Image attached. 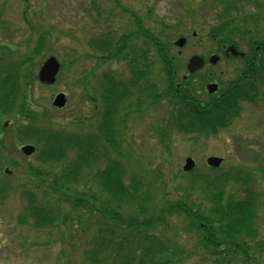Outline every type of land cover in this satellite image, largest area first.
Masks as SVG:
<instances>
[{
	"label": "rangeland",
	"instance_id": "1",
	"mask_svg": "<svg viewBox=\"0 0 264 264\" xmlns=\"http://www.w3.org/2000/svg\"><path fill=\"white\" fill-rule=\"evenodd\" d=\"M255 1L261 6L257 7ZM237 11L233 16L237 15L238 19L257 11H261L264 18V0H238ZM219 13L221 6L216 4V0H0V46L3 47L0 48V59L3 65H7L25 55H33L31 53L35 48H39V54L32 56L30 64L36 78L28 74L29 82H32L29 102L53 124L81 129L86 125L93 126L99 120L90 119L94 103L89 94L95 77L105 73L123 81L131 77L127 63L123 60H98L99 54L90 48V40H105L113 44L124 34L138 33L132 16L139 18L141 30L145 31L142 33L154 36L167 48L161 52L163 55H158L159 48L148 42L144 34L138 33L129 59H134L136 70L145 74L143 80H139V88L155 85L161 93L166 87L161 80L164 68L159 65L161 57L164 62L173 58L179 78L185 75V66L190 57L210 56L218 50L217 43H224L223 37L210 36L213 28L221 22L217 17ZM262 29L264 19L258 26L259 32ZM192 32L196 35L192 36ZM251 34L233 37L232 40L242 52H245V43ZM179 38L186 39L182 48L174 44ZM140 53L146 56L145 61L139 60ZM49 56H54L62 67L52 85H41L37 80L38 70ZM29 71L25 70V73ZM58 93L64 94L66 98L62 109L52 106ZM17 102L14 105L16 110ZM135 107L132 108L135 112L127 118L120 156L117 157L127 163L129 177L126 182L129 183L130 179L138 182L142 197L143 193L151 194L149 198L153 202L147 205L148 209L151 205L161 207L164 194L168 203L184 199L188 206L191 203L207 206L205 201H201V191L193 192L188 188V175H184L181 170L187 157L192 158L195 161L194 168L200 170L211 168L207 166L206 160L216 157L222 159V171L232 165L253 171L249 186L252 195L259 200L255 220L256 238L246 241L241 253L231 251L237 257H221L225 248L208 247L206 253L200 245L205 239V232L193 227L189 230L190 225L183 214H165L169 220L167 233L153 222L155 227L149 230V235H154L163 245L169 242L172 248L179 246L176 255L171 258V264H224L231 259L232 263L235 262L234 258L238 264H245L243 254H247L248 258L255 254L264 256V102L242 104L240 114L228 128L207 134H197L194 128L186 130L175 126L170 117L173 106L165 98H160L155 104L143 101L138 110ZM16 116L17 122L0 114V142L4 145L3 150L0 146V264H88L85 252L98 248V254L100 250L97 230L103 222V216L90 211L93 205L100 206L98 200L93 199L98 196L97 183L91 175L80 174V183L76 185L63 186L62 182L55 180L60 190L58 193L52 192V178H56L55 174L64 168V164L51 165V162L38 161L35 150L25 156L20 148L33 144L18 139V136L14 137L16 125L20 126L26 121L22 114ZM4 122L8 123L5 130L2 128ZM81 132L85 131H78L84 136ZM164 143L169 151L164 150ZM105 148L107 152L108 148ZM65 165L70 167L69 162ZM89 169L90 172L97 171L92 163ZM158 176L160 180L156 182ZM24 192H32L34 198L41 202L52 195L58 197L60 205L57 211L61 218L65 217L66 226H63V221L45 229H33L30 222L19 225L17 216L23 211L26 202ZM234 192L240 197L243 194L239 186L229 185L225 195ZM94 193L96 195L89 198ZM80 195L85 199V204L88 203L87 208L76 205ZM68 196L70 199L66 198ZM79 217L83 219L85 230L78 223ZM149 249L153 253L158 252L157 244ZM157 257L161 258L158 254ZM129 258L132 262L128 264H138L133 261L131 254ZM105 264L122 262L108 261Z\"/></svg>",
	"mask_w": 264,
	"mask_h": 264
},
{
	"label": "trees",
	"instance_id": "2",
	"mask_svg": "<svg viewBox=\"0 0 264 264\" xmlns=\"http://www.w3.org/2000/svg\"><path fill=\"white\" fill-rule=\"evenodd\" d=\"M116 4L119 5L117 2ZM216 4L221 6V13L217 14L221 22L213 28L212 33L216 37H223L228 43H235L232 40L233 37L238 35L243 37L252 33L245 44L251 54L255 52V60L251 59L249 53V55L244 54L243 61L253 62L251 68L258 73L257 76L245 77L241 92H238L235 99L227 100V102L201 103L192 98L191 92L188 95L184 94L183 97H177L167 86L161 93L155 85L139 88L141 87L139 80H143L145 74L143 71L136 70V62L134 59H129V55L133 52L134 38L139 36L138 33L143 35L142 32L145 31L143 28L141 30V20L134 15L132 17L138 33L136 31L124 34L113 44L105 40L89 41L90 48L99 54L98 60H123L127 63L131 74L127 81L110 73L95 77L94 84H91V94H89V98L94 103L90 119L99 120L90 127L86 125L84 128L75 127L74 129V127L55 125L51 120L46 119L43 112H37L39 110L29 102V88L32 82H29L28 74L36 78L31 71V60L33 55L39 54V48H35V51L31 53L33 55H25L7 65H3L0 59V82H2L0 84V114L13 118L16 122L17 116H14L19 113L26 118L20 126L16 125L14 137L18 136V139L33 144L36 160L51 162V165L64 164V168L55 174L56 178H52L53 183L50 190L54 193L60 190L55 180L62 182L63 186L79 184L80 174L91 175L90 177H93L94 182L97 183L98 196L93 199L98 200L100 206L93 205L90 211L97 212L100 217L103 216V222H100L99 230H97L100 250L98 254V248L85 252L88 264H105L108 261L128 264L132 262L129 254L138 264H171V258L176 255L179 246L172 248L169 242L163 245L154 235H149V230L155 227L153 222L166 232L169 220L165 214H183L190 225L189 230L193 227V229L205 232V239L200 245L206 253L208 247L225 248L221 257H226V255L237 257V254L233 255L231 251L240 252L242 246L247 244L246 241L256 238L255 220L259 200L258 197L252 195L249 186L250 176L253 173L251 169H243L239 165H232L226 171H222L221 168H207V171L195 168L184 174L188 175L186 183L191 191H201L203 194L201 201H205L206 207L203 203H191L188 206L184 199L168 203L165 201L167 196L164 194L161 207L151 205L148 209L147 205L153 202L149 198L151 194L143 193L142 197L139 194L138 182L132 179L129 183L126 182V178L129 177L127 163L117 157L120 156V144L125 134L127 118L133 113V106H136L135 109L138 110L143 101L155 104L160 98H165V101L173 106L170 117L174 125L179 129H196L197 134L213 133L214 130L228 128L240 114L242 104L256 105L257 102H264V29L260 32L258 30V26L264 19L263 13L257 11L238 19L237 15L233 16V13L238 12V0H216ZM255 4L257 7L261 6L256 1ZM222 17H224L223 20ZM144 36L148 42H152L155 47L159 48L158 54L167 48L147 32ZM256 45L259 46L257 51L254 48ZM0 48L3 47L0 46ZM161 58L164 63L163 57ZM145 59L146 56L140 53L139 60L145 61ZM25 70L30 71L25 73ZM244 70H246L245 67ZM16 101H19L17 102L18 110L14 106ZM2 128L5 130V127ZM79 130L85 131L81 132L84 136L78 133ZM163 132L167 133L166 130ZM0 146L3 150L2 142ZM105 147L108 148L107 152H105ZM164 150L169 151L165 143ZM68 162L70 167L65 165ZM91 163L97 167V171L90 172ZM35 172L39 174L38 168ZM39 177L36 179L40 181ZM159 180L160 176L157 177L156 182ZM229 185L239 186L240 192L243 193L242 196H238L237 192L225 195ZM62 189L66 190L64 187ZM95 195V193L91 194L89 198ZM23 196L26 197V202L23 211L17 216L19 225L30 222L33 229H45L57 226L60 223L58 221H63V226H66L65 217L62 216V219L57 211L60 205L58 197L55 198L52 195L41 202L34 198L32 192H24ZM66 198L70 199L69 196ZM79 198L76 199V205L86 207L88 203L85 204V199L81 195ZM78 223L83 230L86 229L81 217L78 218ZM156 244L158 252L153 253L149 248ZM232 248L234 250H231ZM103 250L105 252L99 256ZM145 252L147 253L144 254ZM156 253L161 258H156ZM231 260L224 264H238L236 258L233 263Z\"/></svg>",
	"mask_w": 264,
	"mask_h": 264
},
{
	"label": "flooded vegetation",
	"instance_id": "3",
	"mask_svg": "<svg viewBox=\"0 0 264 264\" xmlns=\"http://www.w3.org/2000/svg\"><path fill=\"white\" fill-rule=\"evenodd\" d=\"M145 35V33H143ZM213 38L215 34H210ZM219 45L218 50L211 53L210 56H205L203 59L202 68L195 72L189 73L185 66V75H181L179 78L172 62L173 58H168L164 63L159 64L162 68V82H166V86L173 91V95L177 97H183L184 94L188 95L191 92V96L198 102H210V101H225L235 99L238 96V92H241L244 78L247 76H257V71L251 68L253 62H244L243 56H233L226 52L228 47H234L238 52H242L236 43H228L224 40V43H217ZM255 51L259 46L256 45ZM159 52V50H158ZM243 54H251L248 48L245 49ZM158 54V53H157ZM255 52L251 54V59L255 60ZM158 55H161L159 53ZM212 55H215L218 60L215 64H210L209 59ZM249 61V57H248ZM244 67L246 70H244ZM214 85L213 92L209 91V86ZM255 250V249H254ZM242 255V254H241ZM245 264H264V256L255 254V256L247 257V254L242 255ZM241 258V257H240ZM243 264V263H242Z\"/></svg>",
	"mask_w": 264,
	"mask_h": 264
},
{
	"label": "water",
	"instance_id": "4",
	"mask_svg": "<svg viewBox=\"0 0 264 264\" xmlns=\"http://www.w3.org/2000/svg\"><path fill=\"white\" fill-rule=\"evenodd\" d=\"M184 43H185V39L179 38L174 44L175 46L182 48ZM226 52H229L233 56H238V55L242 56V54L238 53L233 47H229L226 50ZM217 60L218 58L216 56H211L209 62L211 64H215ZM202 65H203V60L197 56H193L189 59L186 69L189 73H195L196 71L202 68ZM59 69H60V64L54 57L47 58L39 68L37 74L39 83L42 85H52L55 82L56 75ZM214 89H215L214 85L209 86L210 92H213ZM65 103H66V99L64 94L59 93L53 99L52 106L57 109H61L64 107ZM6 125L7 123H5V126ZM20 150L25 156H29L34 152V147L31 145H25L21 147ZM221 161L222 160L219 158L210 157L207 158L206 164L211 168H218L221 164ZM194 166H195L194 160L190 157H187L184 159V163L181 169L183 172H190L194 168Z\"/></svg>",
	"mask_w": 264,
	"mask_h": 264
}]
</instances>
